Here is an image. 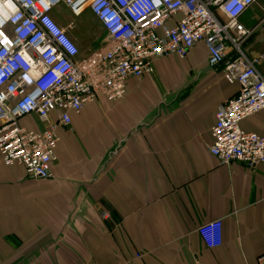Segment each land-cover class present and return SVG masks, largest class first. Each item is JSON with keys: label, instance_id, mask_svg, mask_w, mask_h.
Instances as JSON below:
<instances>
[{"label": "crops", "instance_id": "obj_1", "mask_svg": "<svg viewBox=\"0 0 264 264\" xmlns=\"http://www.w3.org/2000/svg\"><path fill=\"white\" fill-rule=\"evenodd\" d=\"M263 15L259 0L241 22L252 27ZM243 48L263 56L264 76V24ZM209 56L198 43L185 58L160 57L154 74L127 81L124 97L56 125L50 178L0 156V264H258L264 162L224 164L210 153L216 111L239 84ZM56 115L22 124L48 131ZM242 127L264 136V113ZM215 220L219 243L208 247L198 229Z\"/></svg>", "mask_w": 264, "mask_h": 264}, {"label": "built area", "instance_id": "obj_2", "mask_svg": "<svg viewBox=\"0 0 264 264\" xmlns=\"http://www.w3.org/2000/svg\"><path fill=\"white\" fill-rule=\"evenodd\" d=\"M259 0H0V156L6 165L23 166L32 178H50L56 125L70 126L71 115L101 98L125 95L130 78L156 72L155 60L185 58L198 43L209 51V65L225 63L238 93L216 111L211 154L222 163L264 162V136L242 122L264 113L262 55L249 56L244 44L264 24L252 27L242 14ZM72 17L86 10L107 34L97 48L82 52L54 17L60 7ZM73 26V22L68 25ZM48 131L28 129L26 116L51 123ZM103 218L110 213L103 210ZM221 220L205 222L199 233L208 247L218 245ZM258 264H264V256Z\"/></svg>", "mask_w": 264, "mask_h": 264}, {"label": "rangeland", "instance_id": "obj_3", "mask_svg": "<svg viewBox=\"0 0 264 264\" xmlns=\"http://www.w3.org/2000/svg\"><path fill=\"white\" fill-rule=\"evenodd\" d=\"M54 17L61 26L68 28L71 36L72 34L76 36L74 39H78L76 43L82 52L90 50L91 47L97 48L105 39L104 30L90 10H86L81 16L73 18L70 10L62 6L55 10ZM70 22H73L71 28L68 27ZM92 41H95V44L91 46Z\"/></svg>", "mask_w": 264, "mask_h": 264}]
</instances>
